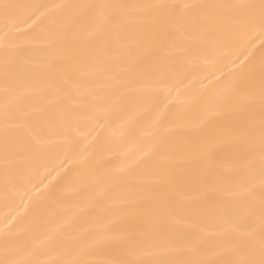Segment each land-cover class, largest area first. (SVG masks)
Returning a JSON list of instances; mask_svg holds the SVG:
<instances>
[{
    "label": "snow or ice",
    "instance_id": "1",
    "mask_svg": "<svg viewBox=\"0 0 264 264\" xmlns=\"http://www.w3.org/2000/svg\"><path fill=\"white\" fill-rule=\"evenodd\" d=\"M239 31L264 36V0H0L6 194L49 150L73 142L81 117L168 89L189 65L214 62ZM210 99L204 119L225 130L215 141L223 158L183 150L159 114L149 170L133 162L95 173L107 178L82 209L94 212L86 223L68 218L21 238L9 222L0 264H264V50Z\"/></svg>",
    "mask_w": 264,
    "mask_h": 264
},
{
    "label": "bare ground",
    "instance_id": "2",
    "mask_svg": "<svg viewBox=\"0 0 264 264\" xmlns=\"http://www.w3.org/2000/svg\"><path fill=\"white\" fill-rule=\"evenodd\" d=\"M12 2L51 5L87 0ZM262 45L264 36L259 32L239 31L226 47L218 49L214 62L199 60L189 65L186 74L171 81L168 89L146 91L126 107L101 105L90 116L81 117L72 143L49 150L34 163L29 178L14 187L9 186L7 194L0 154V229L11 222L13 230L23 238L25 234H35L68 218H73L76 224L89 221L94 212L82 209L94 197L95 185L107 178L95 173L101 169L115 173L133 162L135 171L149 170L152 158L144 153L158 134L154 120L159 114L171 123L170 134L183 150L189 153L213 151L217 158H223L225 149L217 147L215 141L225 130L217 119H204L212 106L210 98L217 83L228 79L250 53L258 65L259 53L264 50ZM181 187L191 194L198 191L196 184H181ZM100 258H104L103 254Z\"/></svg>",
    "mask_w": 264,
    "mask_h": 264
}]
</instances>
